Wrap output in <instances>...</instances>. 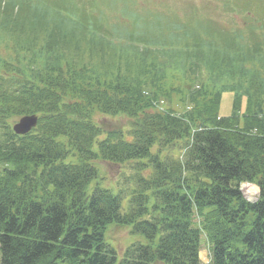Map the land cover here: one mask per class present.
<instances>
[{
  "label": "trees",
  "instance_id": "1",
  "mask_svg": "<svg viewBox=\"0 0 264 264\" xmlns=\"http://www.w3.org/2000/svg\"><path fill=\"white\" fill-rule=\"evenodd\" d=\"M71 1L0 0V264H202V236L210 264H264V0H218L228 26L162 17L126 32ZM95 113L129 125L104 130ZM26 114L36 126L15 134ZM98 160L134 163L126 211L93 183ZM110 223L148 243L118 259Z\"/></svg>",
  "mask_w": 264,
  "mask_h": 264
},
{
  "label": "rangeland",
  "instance_id": "2",
  "mask_svg": "<svg viewBox=\"0 0 264 264\" xmlns=\"http://www.w3.org/2000/svg\"><path fill=\"white\" fill-rule=\"evenodd\" d=\"M35 1V0H34ZM55 2L56 0H51ZM60 0H57L59 2ZM44 2V1H42ZM65 4H69L71 0H63ZM78 5L90 6L94 9L95 14L102 18L101 22L110 31L113 29L121 30V32L128 31L127 29L134 28V23L138 22L141 27V22H148L165 17L169 20L177 18L179 21H186L188 19H195L199 17H209L215 20L217 25L228 26L230 24V16L222 14V8L218 5V0H75ZM148 26V24L146 25ZM245 26L240 17L235 19L233 28H241ZM116 27V28H115ZM233 103V93L225 91L222 93L219 114L227 116L231 114ZM169 102L159 101L158 109L167 108ZM172 106L179 110V103L176 98H173ZM246 107V99L241 100V112L243 113ZM21 117V116H20ZM14 118L11 121V126L19 120ZM93 119L104 130L113 127H120L126 131L128 127V119L123 116H108L100 113H95ZM167 151H163V154ZM174 156L178 155L176 150H169ZM133 162L124 164H112L102 160L94 161V165L99 170V176L93 183H98L102 187L110 188L113 192L121 191V207L126 211L129 207L131 186H127L126 182L133 183L132 168ZM127 186V191H124ZM243 196L249 201H255L259 195V187L250 182L241 184ZM105 241L112 246L116 252L118 259L122 256L123 250L128 245L134 242L148 243V240L143 234L132 231L131 225H119L110 223L106 226L104 233ZM158 236L156 237V239ZM199 258L202 264H210V249L204 236L201 237ZM151 264H165L161 261H154Z\"/></svg>",
  "mask_w": 264,
  "mask_h": 264
},
{
  "label": "water",
  "instance_id": "3",
  "mask_svg": "<svg viewBox=\"0 0 264 264\" xmlns=\"http://www.w3.org/2000/svg\"><path fill=\"white\" fill-rule=\"evenodd\" d=\"M37 120L36 114L23 115L12 125V130L15 134H25L36 126Z\"/></svg>",
  "mask_w": 264,
  "mask_h": 264
}]
</instances>
